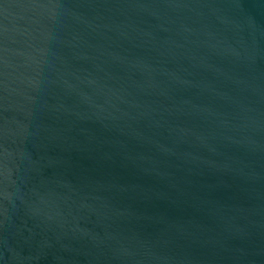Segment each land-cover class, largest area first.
<instances>
[{
  "label": "water",
  "instance_id": "water-1",
  "mask_svg": "<svg viewBox=\"0 0 264 264\" xmlns=\"http://www.w3.org/2000/svg\"><path fill=\"white\" fill-rule=\"evenodd\" d=\"M0 264H264V0H0Z\"/></svg>",
  "mask_w": 264,
  "mask_h": 264
}]
</instances>
